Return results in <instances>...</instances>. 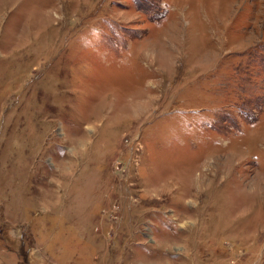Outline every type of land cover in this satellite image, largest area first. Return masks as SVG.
<instances>
[{"label": "rangeland", "instance_id": "obj_1", "mask_svg": "<svg viewBox=\"0 0 264 264\" xmlns=\"http://www.w3.org/2000/svg\"><path fill=\"white\" fill-rule=\"evenodd\" d=\"M0 264H264V0H0Z\"/></svg>", "mask_w": 264, "mask_h": 264}]
</instances>
